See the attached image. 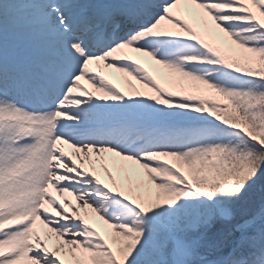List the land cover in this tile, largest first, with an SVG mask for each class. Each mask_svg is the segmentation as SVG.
I'll return each mask as SVG.
<instances>
[{"label": "snow or ice", "instance_id": "snow-or-ice-1", "mask_svg": "<svg viewBox=\"0 0 264 264\" xmlns=\"http://www.w3.org/2000/svg\"><path fill=\"white\" fill-rule=\"evenodd\" d=\"M0 264H264V0H3Z\"/></svg>", "mask_w": 264, "mask_h": 264}, {"label": "bare ground", "instance_id": "bare-ground-1", "mask_svg": "<svg viewBox=\"0 0 264 264\" xmlns=\"http://www.w3.org/2000/svg\"><path fill=\"white\" fill-rule=\"evenodd\" d=\"M3 2V0H0V3H2Z\"/></svg>", "mask_w": 264, "mask_h": 264}, {"label": "rangeland", "instance_id": "rangeland-1", "mask_svg": "<svg viewBox=\"0 0 264 264\" xmlns=\"http://www.w3.org/2000/svg\"><path fill=\"white\" fill-rule=\"evenodd\" d=\"M257 197H258V196H257ZM257 197H256V198H257Z\"/></svg>", "mask_w": 264, "mask_h": 264}]
</instances>
